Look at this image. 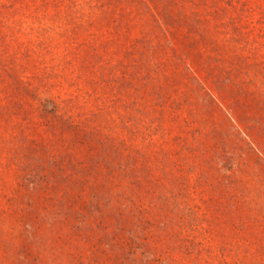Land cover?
<instances>
[{
    "label": "rangeland",
    "instance_id": "obj_1",
    "mask_svg": "<svg viewBox=\"0 0 264 264\" xmlns=\"http://www.w3.org/2000/svg\"><path fill=\"white\" fill-rule=\"evenodd\" d=\"M0 264H264V0H0Z\"/></svg>",
    "mask_w": 264,
    "mask_h": 264
}]
</instances>
